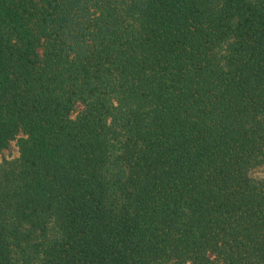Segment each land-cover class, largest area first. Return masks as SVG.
<instances>
[{
	"label": "trees",
	"instance_id": "16d2710c",
	"mask_svg": "<svg viewBox=\"0 0 264 264\" xmlns=\"http://www.w3.org/2000/svg\"><path fill=\"white\" fill-rule=\"evenodd\" d=\"M0 264H264V0H0Z\"/></svg>",
	"mask_w": 264,
	"mask_h": 264
},
{
	"label": "rangeland",
	"instance_id": "374dc122",
	"mask_svg": "<svg viewBox=\"0 0 264 264\" xmlns=\"http://www.w3.org/2000/svg\"><path fill=\"white\" fill-rule=\"evenodd\" d=\"M16 155H17V147L15 144V141H11L8 144V146L1 151L0 160L12 158V157H15ZM260 174H262V175L264 174V169L256 170V171L252 172V175H260Z\"/></svg>",
	"mask_w": 264,
	"mask_h": 264
}]
</instances>
